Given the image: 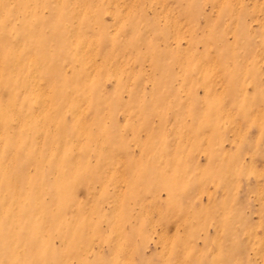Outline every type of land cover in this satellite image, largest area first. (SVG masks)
<instances>
[{
    "label": "rangeland",
    "instance_id": "obj_1",
    "mask_svg": "<svg viewBox=\"0 0 264 264\" xmlns=\"http://www.w3.org/2000/svg\"><path fill=\"white\" fill-rule=\"evenodd\" d=\"M0 264H264V0H0Z\"/></svg>",
    "mask_w": 264,
    "mask_h": 264
}]
</instances>
